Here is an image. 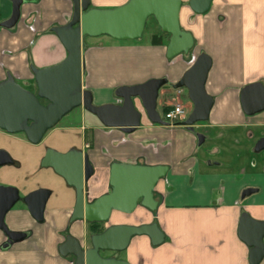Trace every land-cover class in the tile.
Here are the masks:
<instances>
[{
    "label": "crops",
    "instance_id": "1",
    "mask_svg": "<svg viewBox=\"0 0 264 264\" xmlns=\"http://www.w3.org/2000/svg\"><path fill=\"white\" fill-rule=\"evenodd\" d=\"M125 1L90 0V6L105 8ZM10 12V1L0 0V18H7ZM71 13L70 0H23L14 28H0V81L9 72L17 82L29 83L33 79L31 65L42 68L65 57L66 51L51 27L65 24ZM179 22L194 38L189 57L180 54L166 58L168 37L157 46L140 40L121 42L105 35L85 37L83 87L92 92L93 100L109 103L118 86L165 77L168 84L157 98L159 111L171 102L170 84L181 77L193 58L205 52L212 60L205 89L214 99L205 125L247 128L264 124L261 114L246 116L239 103L244 85L264 83V0H212L203 14L192 12L188 0H182ZM185 107L190 110L192 105ZM83 115L87 119V114ZM88 120V134L82 131L78 135L80 144L75 146L83 149L94 167L88 191L91 199L109 191L108 170L113 161L168 166L165 177L155 186L159 201L155 212L141 206L130 214L112 211L105 225L157 222L165 241L153 247L147 236H135L124 251L116 253L117 258L130 264H249V248L237 236L238 220L243 211L264 220V185L241 201V190L258 184L252 183L247 174L236 178L233 172L224 173L223 162L218 159L209 160L207 168L202 169L197 159L196 132L183 126L152 124L142 118L139 127L125 133L104 127L91 114ZM206 139L204 134L203 143ZM84 142L89 147L83 148ZM48 208L44 225L18 221L19 213H10L8 221L14 229L33 230V235L0 251V264H71L54 248L60 239L56 232L69 206ZM81 223L73 226L79 239ZM259 264H264V257Z\"/></svg>",
    "mask_w": 264,
    "mask_h": 264
},
{
    "label": "water",
    "instance_id": "2",
    "mask_svg": "<svg viewBox=\"0 0 264 264\" xmlns=\"http://www.w3.org/2000/svg\"><path fill=\"white\" fill-rule=\"evenodd\" d=\"M9 1L11 12L7 18L0 20V28L8 30L18 22L23 0ZM70 1L72 13L69 20L63 25L51 27L66 55L61 61L49 66H30L35 92L22 87L9 72L0 81V129L7 133H23L29 142L36 144L63 116L76 107H83L104 127L119 128L130 133L140 126L142 119V112L134 104L135 99L140 101L149 122L169 126L157 110L159 91L168 84L165 77L116 87L114 95L121 99V103L94 104L92 92L83 87L82 46L85 37L105 35L120 41L139 39L148 18L153 17L160 31L168 35L166 58L187 54L194 46V38L189 31L180 27L182 0H126L120 5L105 8L90 6V0ZM211 2L212 0H188V6L192 12L203 14ZM211 65V57L200 52L181 77L170 84L172 89L186 90L192 108L178 124L190 131L195 123L209 119L214 99L207 93L205 84ZM39 99L47 103L43 105ZM239 103L246 115L263 111V83L256 81L244 85L239 91ZM197 139V144L200 145L202 135H197ZM253 150H264V136L255 143ZM10 162L8 154L0 150V165ZM40 167L52 169L66 186L74 190L75 201L69 221L88 223H107L112 211L130 214L137 206L155 212L159 204L155 198V186L168 171L167 165L113 161L108 170L109 191L87 202L83 193L84 185L93 175L94 168L82 149L70 147L65 152H60L47 148ZM2 189L10 188L0 186V190ZM257 191L254 187L245 188L240 198ZM47 196L45 189L34 190L25 196L23 202L30 215L35 214L29 199L37 198L41 201V212ZM135 236H147L153 247L165 241V234L157 222L113 224L105 226L101 232L91 234L88 248H82L76 238L67 237L66 242L58 248V253L62 257L73 255V264H130L114 255L104 256L102 253L124 251ZM237 236L249 248L248 263L259 264L264 257V220L254 219L247 212H241Z\"/></svg>",
    "mask_w": 264,
    "mask_h": 264
},
{
    "label": "rangeland",
    "instance_id": "3",
    "mask_svg": "<svg viewBox=\"0 0 264 264\" xmlns=\"http://www.w3.org/2000/svg\"><path fill=\"white\" fill-rule=\"evenodd\" d=\"M157 27L154 18L149 17L142 36L139 39L128 41L135 42L136 40H140L141 43L150 44L152 34L157 33ZM165 41L164 39V42ZM191 54L192 49L185 55L189 57ZM63 55L65 56L64 53ZM30 82L34 84L35 87L34 81ZM30 82H23V84L29 85ZM18 83L22 82L18 81ZM31 88H33L32 85ZM163 88H165V86L161 89ZM35 89L36 88H33L34 91ZM182 90L183 96H181L180 101L183 105L189 106L190 101L186 96V90L184 88ZM111 98L110 103H121V99L115 95ZM93 103L99 105L94 100ZM134 104L137 109L142 112V118H146L140 101L135 99ZM160 111L159 108V112ZM83 114H87V119H83ZM257 114H261L264 117V111ZM88 118H90V114L86 112L83 107L72 109L68 114L63 116L54 128L46 131L39 144L29 143L22 134L6 133L4 130L0 129V148L5 149L20 163L19 167H1L0 182L12 183L22 190L37 188L42 185L47 186L53 190V196L50 199L49 206L58 207L69 205L72 200L71 192L68 191L63 180L56 177L49 169L40 167V156L48 147L57 151H64L71 145H79L80 136L78 135L82 133V131L88 134L86 131L87 127L90 125ZM207 122L208 120L198 122L196 127V132L203 135L205 134L207 137L206 141L197 147V159L203 165L201 168L206 169L209 160H221L223 162V167L221 169L224 173L233 172L238 176L236 178L242 177L243 174H247L248 177L252 178V183L258 184L254 187L262 190L264 185V177H262L264 176V150L255 153L252 148L256 140L264 135V124L247 128L227 126L209 127L205 125ZM213 149L215 150L212 151ZM104 225H106V223H104ZM116 253L118 252H104L102 254L104 256H115Z\"/></svg>",
    "mask_w": 264,
    "mask_h": 264
},
{
    "label": "flooded vegetation",
    "instance_id": "4",
    "mask_svg": "<svg viewBox=\"0 0 264 264\" xmlns=\"http://www.w3.org/2000/svg\"><path fill=\"white\" fill-rule=\"evenodd\" d=\"M0 20H2L0 18ZM194 60V59H193ZM6 77V76H5ZM5 79V78H4ZM15 79V78H14ZM16 81V80H15ZM31 81H34V79H32ZM17 82V81H16ZM261 82V81H260ZM18 83V82H17ZM35 83V82H34ZM22 87L26 88L27 90H30L32 92H35L33 90L34 87V84H32L30 82L29 85L27 84H22V83H19ZM31 85L33 88H31ZM264 85V83H263ZM167 86V85H166ZM183 89V88H182ZM173 91V90H172ZM183 96V92H182V95ZM181 98V97H180ZM40 102L45 105L47 103V101L43 100V99H39ZM119 103V102H118ZM212 109V108H211ZM187 110V109H186ZM191 110V109H190ZM190 110H187V115L189 114ZM264 111V110H263ZM87 112V111H86ZM90 114V113H89ZM257 114V113H256ZM92 115V114H91ZM246 115V114H245ZM255 115V114H253ZM253 115H246V116H253ZM94 116V115H93ZM198 123V122H197ZM195 123L193 125V130H191V132H196L195 131V125L197 124ZM176 125H179L178 122L173 124V125H169V126H176ZM180 126H183V125H180ZM184 128H186L185 126H183ZM187 129V128H186ZM188 130V129H187ZM190 131V130H189ZM7 133V132H6ZM17 134H22L24 136V138L26 139L25 135L23 133H17ZM197 135H202V138H203V141H204V135L201 134V133H198L196 132V138H197ZM44 136V135H43ZM264 136V135H263ZM261 136V137H263ZM259 137L256 142L261 138ZM43 138V137H42ZM41 138V140H42ZM27 140V139H26ZM40 140V141H41ZM198 140V139H197ZM28 141V140H27ZM40 141L36 144H39ZM203 141L201 144H203ZM29 142V141H28ZM255 142V143H256ZM31 143V142H29ZM255 143L253 145V148L252 150L254 149V146H255ZM33 144V143H31ZM86 144H87V147H89V144L84 142L83 144V148H87L86 147ZM200 144V145H201ZM198 145V144H197ZM198 145V146H200ZM70 147H76L75 145H71L69 146ZM50 148V147H48ZM68 148V149H69ZM77 148V147H76ZM47 149V148H46ZM45 149V150H46ZM66 149V150H68ZM80 149V148H79ZM0 150H3L5 151L7 154H8V157L11 159V162L10 163H5V164H1L0 165V168L3 167V166H14V167H19L20 166V163L14 159L5 149L3 148H0ZM45 150L44 152L41 153V156H40V161H41V158L43 157L44 153H45ZM66 150L64 151H60V152H65ZM83 151V149H82ZM262 151V150H261ZM254 152V150H253ZM260 152V151H259ZM257 153V152H255ZM39 161V162H40ZM91 163V162H90ZM40 165V163H39ZM93 166V165H92ZM42 168V167H41ZM94 168V167H93ZM46 169H49L56 177H58L60 180H62V178L60 176H58L56 173L53 172L52 169L50 168H46ZM94 175V173H93ZM92 175V176H93ZM92 176L86 181L85 185H84V190H83V193H84V198L87 202L93 200L90 198L89 196V182L92 178ZM0 186L1 187H9L10 189H2L0 190V251H4V250H8L10 249L11 247H13L14 245L16 244H19L21 243L22 241L30 238L32 235H33V230H22V229H14L10 224H9V215L11 212H18L19 213V216L17 219L18 221H24V220H30L32 222V224L34 225H44V224H47L48 220H47V212H48V207H51L49 206V202H50V199L51 197L53 196V190L47 186H40V187H37V188H31V189H27V190H22L20 189L19 187H17L16 185H13L12 183H1L0 182ZM68 191L71 192L72 194V200H71V203L68 205L69 206V210L66 214V217L65 219L63 220V223H62V227L61 229H59L56 233H58L60 239L55 243V250L58 252V248L66 242L67 240V237L69 236H72L74 238H76L80 244V246L82 248H88L90 247V235L93 234V233H98V232H101L104 228H105V225L104 223H97L96 226L94 225V223H88L86 221H82L81 223V239L77 238L74 234V231H73V226L75 223H77V221H73V222H70L69 221V218H70V214H71V210H72V207H73V204H74V201H75V192L72 188L66 186ZM248 187H254V186H247L245 188H248ZM245 188H243L242 190H244ZM256 188V187H254ZM37 189H45L47 191V198H46V201L44 203V207L42 209V211L40 212V208H41V201H39V199L37 198H31L29 199V204H30V207H32V210L34 212L35 215H30V213L28 212L23 200L25 198V196L29 195L31 192H33L34 190H37ZM258 189V188H257ZM241 190V192H242ZM240 192V194H241ZM256 193V192H255ZM254 194V193H253ZM252 195V194H251ZM250 196V195H249ZM249 196H246L244 197L243 199L240 198V200H245L247 197ZM240 197V196H239ZM12 203V204H11ZM9 204H11L9 206ZM9 206V207H8ZM60 208V206L58 207H54L55 210H58ZM22 223V222H21ZM94 227H96V230H93ZM59 254V253H58ZM60 255V254H59ZM64 259H68L71 264L74 263V257L73 255L71 254H68L66 257H63Z\"/></svg>",
    "mask_w": 264,
    "mask_h": 264
},
{
    "label": "built area",
    "instance_id": "5",
    "mask_svg": "<svg viewBox=\"0 0 264 264\" xmlns=\"http://www.w3.org/2000/svg\"><path fill=\"white\" fill-rule=\"evenodd\" d=\"M182 92H183L182 88L173 89L171 102L167 105L168 109L163 114L159 112L161 118L164 121L168 122L169 125H173L177 122H181L187 117L186 107L180 101Z\"/></svg>",
    "mask_w": 264,
    "mask_h": 264
},
{
    "label": "trees",
    "instance_id": "6",
    "mask_svg": "<svg viewBox=\"0 0 264 264\" xmlns=\"http://www.w3.org/2000/svg\"><path fill=\"white\" fill-rule=\"evenodd\" d=\"M168 35L159 31L158 33H154L152 34L151 36V39H150V45H153V46H157V45H163L164 44V38H167ZM166 87V86H165ZM168 109V106L166 105H162V108H161V114H163L166 110ZM97 223H94V225L96 226ZM93 230H96V227H94Z\"/></svg>",
    "mask_w": 264,
    "mask_h": 264
}]
</instances>
